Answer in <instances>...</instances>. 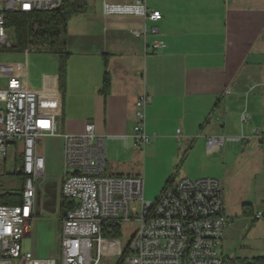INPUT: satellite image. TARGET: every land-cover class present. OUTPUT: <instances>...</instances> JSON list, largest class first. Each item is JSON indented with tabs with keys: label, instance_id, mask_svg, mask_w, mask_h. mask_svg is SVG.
I'll return each mask as SVG.
<instances>
[{
	"label": "crops",
	"instance_id": "1",
	"mask_svg": "<svg viewBox=\"0 0 264 264\" xmlns=\"http://www.w3.org/2000/svg\"><path fill=\"white\" fill-rule=\"evenodd\" d=\"M67 1L84 8L67 20L62 89L56 55V72L43 75L38 89H32L24 65L4 63L16 65L14 76L25 90L37 94L39 111L51 116L54 124V134L41 137L37 147L45 158V176L37 180L25 235L33 240L32 253L53 257L71 202L61 194L62 178L59 183L51 178L45 152L58 151L63 170V136L83 133L87 123L104 138L105 170L108 165L110 175L141 177L143 190L155 193L154 198L181 171L182 178L219 180L228 219L225 228L232 223V214L245 216V204L252 209L253 196L254 203L261 202L264 0H143L149 10L161 14L155 22L103 11L105 3L136 0ZM156 40L164 46L153 48ZM14 42L10 40V46ZM104 74L109 82L106 93L101 92ZM0 76L4 89L9 75ZM141 94L150 97L144 121L149 142L137 148L135 101ZM208 136H223L221 148L210 150ZM18 148L19 144L8 151L13 159ZM5 164L6 160L1 169ZM148 176L158 182L146 185ZM42 235L49 238L47 251L39 243ZM223 240L224 236L221 246Z\"/></svg>",
	"mask_w": 264,
	"mask_h": 264
},
{
	"label": "built area",
	"instance_id": "2",
	"mask_svg": "<svg viewBox=\"0 0 264 264\" xmlns=\"http://www.w3.org/2000/svg\"><path fill=\"white\" fill-rule=\"evenodd\" d=\"M62 3L63 0H0V52L10 47L6 41L7 14L51 11ZM103 11L135 14L152 22L161 18L143 0L105 3ZM151 30L156 31L154 27ZM163 46L159 40L153 43L155 49ZM16 68L14 64L0 63V74L9 75L5 88L0 89V171L9 149L19 144L16 151L21 161L18 171L22 202L0 204V264H14L16 260L27 264H108L101 257L104 227L111 229L128 221H135L137 227L114 264H223L220 247L228 219L219 180H172L153 200H145L141 177L105 173L104 138L94 133L91 123L85 125L81 134L63 136L61 194L73 203V208L65 211L62 218L59 262L54 257H38L24 251L21 241L29 228L37 180L45 176V158L37 150L38 142L41 137L54 134V124L51 116L39 111L37 94L25 90L14 76ZM149 102L146 94L135 101L133 138L137 148L149 142L144 132L145 107ZM224 139L208 136L206 145L218 150ZM254 217L263 218V212Z\"/></svg>",
	"mask_w": 264,
	"mask_h": 264
},
{
	"label": "rangeland",
	"instance_id": "3",
	"mask_svg": "<svg viewBox=\"0 0 264 264\" xmlns=\"http://www.w3.org/2000/svg\"><path fill=\"white\" fill-rule=\"evenodd\" d=\"M14 39V30L7 28L6 41ZM11 44V43H10ZM30 51V47L23 50L16 49H4L0 52L1 63H19L24 65V73L27 74L28 81L32 85V89H38L40 86L41 78L43 75L50 76L57 70V58L47 52L45 49ZM21 76V75H20ZM4 83V77L0 76V88ZM40 92L39 90H36ZM42 146L46 144L45 141H41ZM12 152H9L6 159L5 167L0 171V193L1 192H16L18 191L20 181L19 176L15 173L18 172L21 161L19 154H16L15 159L11 156ZM45 155L49 159L50 163V175L51 178L59 183L63 177V170L60 164V155L54 148L45 152ZM106 174H109V167L106 166ZM48 174V173H47ZM182 176V172H178L175 176L177 182ZM150 183H157L153 177H146V185ZM43 182L40 184V191L43 193ZM160 192V191H159ZM154 194H148L147 190H143V196L145 200L151 201L154 199ZM252 197V212L241 216L237 213V216L230 217L232 223L223 231V244L220 247V252L225 257H240L251 258L257 255H264V218L254 220V216L257 212H263L264 207L260 201H255ZM256 200V199H255ZM42 201V200H41ZM137 227L135 221L124 222L120 225V236L106 235L102 240L101 257L108 264H114L118 258L122 255L124 247L130 240L134 230ZM49 238L46 239L44 235L40 237V246L43 251L48 250ZM22 249L24 251H33V240L30 237H25L21 241ZM59 243H57V249H54L53 257L57 258L59 262ZM14 264H27L25 262L16 260Z\"/></svg>",
	"mask_w": 264,
	"mask_h": 264
},
{
	"label": "trees",
	"instance_id": "4",
	"mask_svg": "<svg viewBox=\"0 0 264 264\" xmlns=\"http://www.w3.org/2000/svg\"><path fill=\"white\" fill-rule=\"evenodd\" d=\"M84 8L83 4L71 3L63 0L62 5L51 11H41L36 13H9L5 17L6 28L14 30V44L11 49L23 50L28 47L36 50L45 49L47 52L56 55L59 60L58 82L62 89L65 84V64L67 58L66 52V25L69 17ZM108 76L104 74L101 92L106 93L108 89ZM21 180V172L15 173ZM168 182V181H167ZM166 182V183H167ZM21 186L16 192L5 191L0 195V204L17 205L22 202V181ZM264 207V197L261 201ZM68 209L73 208V203H69ZM66 209V210H68ZM252 212L250 205L243 206V214ZM264 218V211H263ZM254 220L255 217H254ZM106 227V228H105ZM104 236H120V225L114 227L105 226ZM223 264H264V255H257L251 258L223 257Z\"/></svg>",
	"mask_w": 264,
	"mask_h": 264
},
{
	"label": "water",
	"instance_id": "5",
	"mask_svg": "<svg viewBox=\"0 0 264 264\" xmlns=\"http://www.w3.org/2000/svg\"><path fill=\"white\" fill-rule=\"evenodd\" d=\"M52 181H54V180H52Z\"/></svg>",
	"mask_w": 264,
	"mask_h": 264
}]
</instances>
